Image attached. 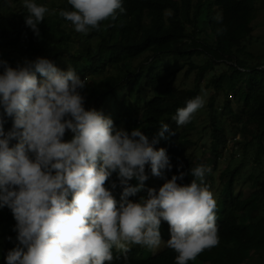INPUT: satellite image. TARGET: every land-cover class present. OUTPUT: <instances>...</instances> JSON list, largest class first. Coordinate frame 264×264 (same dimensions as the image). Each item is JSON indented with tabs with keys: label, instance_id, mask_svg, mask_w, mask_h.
<instances>
[{
	"label": "clouds",
	"instance_id": "1",
	"mask_svg": "<svg viewBox=\"0 0 264 264\" xmlns=\"http://www.w3.org/2000/svg\"><path fill=\"white\" fill-rule=\"evenodd\" d=\"M67 2L73 10H60L59 16L84 35L126 13L123 0ZM22 5L26 26L39 36L49 8L35 0ZM214 19L223 22L220 14ZM225 31L217 29L220 35ZM0 69V209L11 210L18 241L6 264H112L121 259L113 249L127 261L129 245L159 248L162 220L169 225L166 243L177 254L175 264L194 262L219 245L217 202L204 182L210 167L173 175L158 192L147 189L139 202L128 199L144 190L146 165L158 178L171 170L167 150L155 148L160 138L168 139L165 133L175 135L169 124L161 123L151 142L140 128L116 129L102 112L85 109L88 78L47 58L25 59L15 68L0 60ZM204 105L203 94L189 99L172 120L187 125ZM6 118L12 119L7 132ZM69 130L73 139L65 142ZM113 173L123 189L119 202L106 187ZM189 174L190 185L177 183ZM133 179L138 186L129 183ZM110 187L118 185L113 181Z\"/></svg>",
	"mask_w": 264,
	"mask_h": 264
},
{
	"label": "trees",
	"instance_id": "2",
	"mask_svg": "<svg viewBox=\"0 0 264 264\" xmlns=\"http://www.w3.org/2000/svg\"><path fill=\"white\" fill-rule=\"evenodd\" d=\"M37 1L50 10L44 22L38 26L39 36L26 26L25 16L28 12L24 7L13 8L14 0H0V46L9 51L3 53L4 60L15 68L25 59L43 57L54 61L56 66L58 63L68 64L61 70L67 71L71 67L81 79L91 74H103L100 78L92 79L91 83L88 82L90 85L87 86L92 89L87 95L93 99L89 110L98 109L99 103L108 100L109 94L114 93L121 83L127 82L126 97L113 102V113L109 117L115 128L124 119V130L131 133L133 129L140 128L151 142L157 137L165 118L173 117L178 108L186 106V101L200 95V83L208 72H214L207 79V87L214 88L207 103L210 122L219 120L215 114L219 106L215 103L222 91L226 95L223 113L235 117L246 128L249 127L250 143H256L258 147L252 160L251 154L246 155L249 157V166L240 163L231 172L227 168L222 172L220 180L224 181V185L221 194L215 199L220 243L189 264H250L248 261L254 254L264 251V181L259 175L257 181H254L259 168L256 163L264 154V64L260 63L246 71L249 68L239 62L237 56L252 58L251 53L245 52L243 41L252 32L254 0H123L126 13H118L116 21L102 22L100 31L93 30L88 35L77 33L71 22L59 16L60 10H73L67 0ZM53 10L55 14H52ZM217 14L223 17L222 24L214 19ZM221 27L226 28L222 35L217 33ZM163 55L203 57V62L199 64L188 61L189 67L185 74L194 72L193 88L179 89L172 77L165 76L166 69L162 68L161 63L156 64ZM218 63L229 71L217 74ZM2 71L0 69V73ZM241 72L248 74V79H242ZM241 88L244 89L242 97ZM229 92H233L236 107L228 99ZM111 105L112 101L107 106ZM137 107H141L143 117L137 118L135 115ZM6 120L4 128L7 132L12 128V119ZM215 126L219 135L216 132L217 143H212L211 151L215 150L216 144L225 145L228 141L220 125ZM171 131L175 135L165 133L168 139L160 138L155 145L157 150H167L172 165L170 171L164 172L166 179L162 178V186L173 175L190 173V169L197 166L187 157L192 143L176 131ZM67 137L66 131L65 142ZM245 168H250L248 176V173H242ZM227 174L229 176L225 178ZM192 179L189 174L177 183L190 185ZM113 181L118 185L115 190L110 187ZM238 182L250 183L254 192L249 196L242 192L236 195L234 185ZM129 183L138 186L139 181L133 179ZM205 184L210 190L209 182ZM106 187L113 191L119 202L123 189L119 186L118 173H113ZM146 196L147 189H144L128 199L139 202ZM13 221L10 209H0L2 260L18 243L17 233L9 228ZM161 229L167 234V242L171 238L167 222L161 221ZM8 237L12 238L11 241ZM162 242L165 248L148 257L143 255L146 251L144 248L131 247L127 261L113 249L114 256H121V259H114L112 264H175L177 254L166 246L164 240ZM1 264H6V261Z\"/></svg>",
	"mask_w": 264,
	"mask_h": 264
},
{
	"label": "rangeland",
	"instance_id": "3",
	"mask_svg": "<svg viewBox=\"0 0 264 264\" xmlns=\"http://www.w3.org/2000/svg\"><path fill=\"white\" fill-rule=\"evenodd\" d=\"M35 2L39 5V2L35 0ZM13 8H21L22 0H14ZM253 16H252V22H251V28L252 32L251 34L243 41V46H245V52L251 53L252 58L244 57L241 55L237 56V60L246 68H249L246 71H250L253 66L258 65L260 63L264 64V0H254L253 5ZM9 52L6 47L0 46V60H4L3 53ZM153 60V59H152ZM160 62H157L156 64L161 63L163 69H166L165 76L172 77L174 79L176 87L179 89H189L193 88L195 86L194 81V72H191L190 74L186 75L185 71L188 69V61L191 60L195 64H199L203 62V57L193 56L191 58H183V57H175L172 55H163L159 57ZM136 64V63H135ZM230 64V62H228ZM68 64L64 63H58L57 67L60 69H64L67 67ZM224 66V65H223ZM218 63L217 65V74L222 72L229 71L227 67H223ZM231 71L234 72V69H231ZM214 74L213 71H210L205 76V79L200 83V95H204L205 97V105L202 109L198 110L195 114L193 119L190 123L184 126L178 127L176 123L172 120V117H166L163 123H167L170 126V129L173 131H176L179 133L183 139L188 140L192 143L190 146L187 157L188 159L195 165H204L206 167L211 168L210 173H206L205 181L209 182L210 184V191L213 193L214 199H216L219 194H221L220 190L223 187L224 181L220 177L222 175V172L227 168L230 170H234L240 163H244L245 166H249V157L246 156L248 154H251V160L254 156V153L256 152V148L258 147V144L256 143H250L252 141L251 135L249 133V127H245L243 123H241L239 120H237L233 116L225 115L223 113V105H224V99H226V95L224 93H220L219 100L215 103L216 106H219L216 110L215 114L216 117L219 116V120H216L214 123L210 122V118L208 115V108L207 103L210 98V96L214 92V88L212 86L207 87V79L211 78ZM242 79H248V74L241 72ZM103 74H91L89 75L88 82L91 83L92 79H97L102 77ZM90 85V84H88ZM126 87H128L127 82H123L119 85L117 90L114 93H111L108 95L107 99L103 102L99 103L98 109L95 108L97 111L102 112L105 117H111L113 113V106L115 101L118 99V101H121L123 98H125V92ZM244 88V87H243ZM241 88V89H243ZM92 87L87 86L83 91L82 95L85 96V109L89 110L90 107L93 105V99L88 98V95L91 91ZM244 89L242 90L240 97L243 96ZM228 99L231 100V103L233 107H236L235 100L233 97V92H229ZM112 101L111 106L110 105ZM128 101V100H127ZM114 102V103H113ZM138 108V107H137ZM136 108V109H137ZM137 118L142 116V109L141 107L138 108L136 111ZM133 118V117H132ZM215 120L214 118H212ZM142 121V120H141ZM126 120L122 119V123L116 128H125ZM215 125H220L221 131L224 133V135L227 137L228 141L225 142V145H222L221 143L215 145V150L211 151L210 147L212 146V143L216 140L217 134L219 135V132L216 130ZM217 132V134H216ZM73 133L71 131H67V141L70 142L73 139ZM71 136V137H70ZM223 139H221L222 141ZM230 141V142H229ZM217 143V141H215ZM243 154V155H242ZM245 154V155H244ZM251 163L254 165L255 162L251 161ZM259 165V168L257 169L254 181L256 182L258 177L261 178L262 181H264V154H262V158L259 162L256 163ZM250 168L242 169V173H248L249 175ZM146 174L148 175L149 179L144 182L145 187L144 189L148 188H156L159 189L162 186V178L154 177L151 174L150 166L146 165ZM259 175V176H258ZM225 176V178H228ZM243 177V176H242ZM245 181H248V179H245ZM260 183V182H259ZM234 193L236 195H239L240 192H242L244 195L249 196L252 192H254V188L251 186L250 183H242L238 182L234 185ZM16 221H14L9 225L10 229H14L16 226ZM161 231V237L162 240L165 241L166 244V237L167 234L164 230L160 228ZM167 246V245H166ZM144 248L146 251H144V256L148 257L151 254H154L162 249L165 248L164 242L159 246V248L155 250H149L145 247H141L139 245H129V248ZM6 261V258L3 260L0 258V264L2 262ZM250 264H264V251L261 250L257 254H254L249 261Z\"/></svg>",
	"mask_w": 264,
	"mask_h": 264
}]
</instances>
